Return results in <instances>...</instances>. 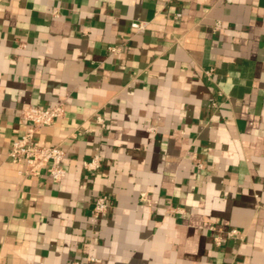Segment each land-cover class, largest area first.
<instances>
[{
    "label": "crops",
    "instance_id": "obj_1",
    "mask_svg": "<svg viewBox=\"0 0 264 264\" xmlns=\"http://www.w3.org/2000/svg\"><path fill=\"white\" fill-rule=\"evenodd\" d=\"M0 264H264V0H0Z\"/></svg>",
    "mask_w": 264,
    "mask_h": 264
},
{
    "label": "built area",
    "instance_id": "obj_2",
    "mask_svg": "<svg viewBox=\"0 0 264 264\" xmlns=\"http://www.w3.org/2000/svg\"><path fill=\"white\" fill-rule=\"evenodd\" d=\"M135 29H144V25L134 23ZM113 51H115L113 49ZM65 114L63 104H56L50 107H28L22 111L21 117L29 127L26 132L12 143L9 151V159L15 164L25 166V174L38 176L46 172L51 179L60 183L66 177V170L63 167L65 150L59 146L46 147L40 144L37 139L38 130L43 127L52 126ZM92 167V164H89ZM111 207L107 197H99L94 205L96 216L105 214ZM240 231L232 229L225 233L227 238H236ZM218 244H221L217 239Z\"/></svg>",
    "mask_w": 264,
    "mask_h": 264
}]
</instances>
